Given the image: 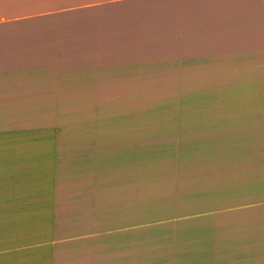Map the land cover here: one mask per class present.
Wrapping results in <instances>:
<instances>
[{"label":"crops","instance_id":"0c3cea01","mask_svg":"<svg viewBox=\"0 0 264 264\" xmlns=\"http://www.w3.org/2000/svg\"><path fill=\"white\" fill-rule=\"evenodd\" d=\"M155 73L190 112L57 126ZM0 264H264V0H0Z\"/></svg>","mask_w":264,"mask_h":264},{"label":"rangeland","instance_id":"374dc122","mask_svg":"<svg viewBox=\"0 0 264 264\" xmlns=\"http://www.w3.org/2000/svg\"><path fill=\"white\" fill-rule=\"evenodd\" d=\"M185 47L191 48V40ZM141 67V66H140ZM160 74H151L150 81L158 82L164 81L165 76L175 80L182 81L180 88H165V89H128V88H95V89H67L66 93L61 96H66L71 99V102L66 105H56L57 109V126L62 124L66 129H77L81 127H102L110 129L115 127H125L129 123L123 116H132L136 125H141L140 133H151L148 123H153L151 117L155 118L163 112H190L192 101V88H191V74H163L162 79L155 78ZM139 80H143L139 77ZM52 105V104H50ZM50 105H44L48 109ZM43 105L40 106L42 108ZM51 107V106H50ZM82 116V117H81ZM94 116H100L102 121L95 123L92 121ZM151 116V117H150ZM87 118V120H85ZM118 118L119 120H115ZM130 123H131V117ZM149 118V119H148ZM82 120V121H81ZM186 123V122H184ZM102 125V126H98ZM138 127V126H137ZM149 130V131H147ZM159 132V127L155 128ZM157 132V133H158ZM183 139L188 136L183 134ZM153 140L160 139V133L148 136ZM153 156V154H151Z\"/></svg>","mask_w":264,"mask_h":264}]
</instances>
